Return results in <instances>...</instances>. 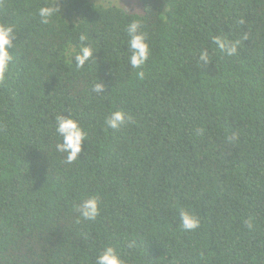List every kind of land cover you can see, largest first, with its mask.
I'll return each mask as SVG.
<instances>
[{
    "label": "trees",
    "instance_id": "trees-1",
    "mask_svg": "<svg viewBox=\"0 0 264 264\" xmlns=\"http://www.w3.org/2000/svg\"><path fill=\"white\" fill-rule=\"evenodd\" d=\"M139 1L0 0L15 27L0 81V264H96L106 247L124 264H264V0ZM136 19L150 48L140 69ZM82 43L95 54L78 68ZM114 111L131 120L109 128ZM59 115L87 133L71 163ZM91 196L95 220L76 210ZM180 209L200 226L184 231Z\"/></svg>",
    "mask_w": 264,
    "mask_h": 264
},
{
    "label": "clouds",
    "instance_id": "clouds-1",
    "mask_svg": "<svg viewBox=\"0 0 264 264\" xmlns=\"http://www.w3.org/2000/svg\"><path fill=\"white\" fill-rule=\"evenodd\" d=\"M60 12L57 4L52 6L41 7L38 10V15L41 18V23L48 24L50 20ZM143 24L139 19L133 20L128 24L126 32L130 37L128 47L130 51L129 62L133 68L140 69L149 58L150 48L147 43L146 33L142 30ZM247 37H245L246 39ZM87 40V36L81 34L80 41ZM214 43L222 51L228 55H233L237 52V47L240 41H229L222 36L213 38ZM15 47V27L12 24L0 22V81L7 78L9 65L13 59L11 49ZM93 49L87 44L82 43L79 50L75 53L74 59L76 66L82 68L93 56ZM71 59V54H69ZM209 53L203 51L200 53V61L209 62ZM144 72L140 71L138 76L143 79ZM106 88V84L99 80L93 85L92 90L100 94ZM131 117L123 111L112 112L105 120V124L112 129H118L121 125L130 121ZM56 131L62 137V142L57 144V150L62 153H67L66 160L68 163L75 161L81 151L87 133L81 127L79 121L73 115H59L56 117ZM232 139V138H230ZM77 212L81 217L87 220H95L100 213V204L97 196H91L83 200L77 207ZM181 227L184 231L195 230L200 226L199 218L192 212L186 209L179 210ZM96 264H124L116 249L106 247L97 257Z\"/></svg>",
    "mask_w": 264,
    "mask_h": 264
},
{
    "label": "rangeland",
    "instance_id": "rangeland-1",
    "mask_svg": "<svg viewBox=\"0 0 264 264\" xmlns=\"http://www.w3.org/2000/svg\"><path fill=\"white\" fill-rule=\"evenodd\" d=\"M102 3H114L116 5L122 6L127 10L132 12L141 11L140 1L139 0H95Z\"/></svg>",
    "mask_w": 264,
    "mask_h": 264
}]
</instances>
